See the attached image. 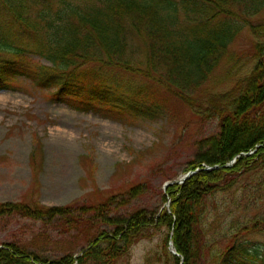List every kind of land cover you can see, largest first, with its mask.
Returning a JSON list of instances; mask_svg holds the SVG:
<instances>
[{"label":"trees","instance_id":"16d2710c","mask_svg":"<svg viewBox=\"0 0 264 264\" xmlns=\"http://www.w3.org/2000/svg\"><path fill=\"white\" fill-rule=\"evenodd\" d=\"M76 1L0 0V91L26 80L73 110L123 122L152 120L165 110L153 88L124 85L118 74L154 80L192 106L194 94H207L222 62L234 59L229 50L246 26L256 38L246 57L253 70L224 95L213 94V109L205 112L218 120L219 130L204 141L205 158L185 169L196 173L162 193L169 209L164 206L154 215L143 209L129 219L109 217L140 196L136 187L121 200L110 198L89 210L5 203L0 219H59L85 232L89 217L91 224L114 227H95L81 257L68 255L50 264H121L136 242L164 229L166 237L147 254L145 264L261 262L247 251L243 236H264V23L251 24L263 12L264 0H94L86 6ZM135 37L143 39L144 64L132 51ZM33 54L48 64L35 63ZM234 158L236 163L226 167ZM205 163L219 168L205 170ZM242 180L248 186H241L240 195ZM38 263L18 247L0 249V264Z\"/></svg>","mask_w":264,"mask_h":264},{"label":"rangeland","instance_id":"374dc122","mask_svg":"<svg viewBox=\"0 0 264 264\" xmlns=\"http://www.w3.org/2000/svg\"><path fill=\"white\" fill-rule=\"evenodd\" d=\"M93 1L76 2L86 6ZM3 14L0 9V17ZM263 23L264 10L251 21L252 26ZM255 40L253 29L246 26L229 50L234 59L222 62L206 88L207 94L203 93L206 90L194 94L196 102L192 106L154 80L119 73L124 85L149 84L153 88L159 107L165 110L152 120L123 122L92 111L73 110L65 103L54 102L51 93L26 80L19 81L13 90L0 91V206L17 202L31 207L83 206L89 210L110 198L121 200L138 187L140 196L109 217L129 219L143 209L156 214L168 204L162 195L165 183L183 177L191 163L205 158L208 144L204 141L219 130L218 120L205 111H212L214 93L224 95L252 72L253 63L246 57L252 53ZM131 43L135 59L144 64L143 39L135 37ZM31 59L48 64L34 54ZM142 64L137 67L145 70ZM241 186L248 184L245 180L239 183L240 195L244 190ZM248 192L250 197L253 193ZM91 223L93 220L87 217L84 232L59 219L40 222L6 216L0 219V249L6 245L18 247L30 255L32 262L40 259L42 263L38 264L59 262L68 255L79 258L96 234L95 227L114 230ZM166 235L164 229L152 234V239L136 242L121 264H145L147 254L155 251ZM243 241L247 251L262 260H246V264H264V236L245 234Z\"/></svg>","mask_w":264,"mask_h":264},{"label":"water","instance_id":"95a60500","mask_svg":"<svg viewBox=\"0 0 264 264\" xmlns=\"http://www.w3.org/2000/svg\"><path fill=\"white\" fill-rule=\"evenodd\" d=\"M235 163V162H232L231 165ZM218 166L215 167V169L217 168ZM195 174L194 172H190V173H187L186 175H184V177H182L180 180L178 181H174V182H170V183H167L166 186H165V189L169 186V185H174V183H178V184H184L185 180H187L191 175Z\"/></svg>","mask_w":264,"mask_h":264},{"label":"bare ground","instance_id":"6f19581e","mask_svg":"<svg viewBox=\"0 0 264 264\" xmlns=\"http://www.w3.org/2000/svg\"><path fill=\"white\" fill-rule=\"evenodd\" d=\"M235 159V158H234Z\"/></svg>","mask_w":264,"mask_h":264}]
</instances>
